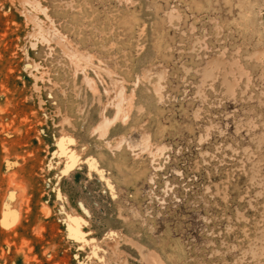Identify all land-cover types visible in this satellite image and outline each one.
<instances>
[{"label": "rangeland", "instance_id": "rangeland-1", "mask_svg": "<svg viewBox=\"0 0 264 264\" xmlns=\"http://www.w3.org/2000/svg\"><path fill=\"white\" fill-rule=\"evenodd\" d=\"M31 1L0 0V264H264V0Z\"/></svg>", "mask_w": 264, "mask_h": 264}, {"label": "bare ground", "instance_id": "bare-ground-1", "mask_svg": "<svg viewBox=\"0 0 264 264\" xmlns=\"http://www.w3.org/2000/svg\"><path fill=\"white\" fill-rule=\"evenodd\" d=\"M24 2H25V0H24ZM26 4V3H25ZM30 4L31 5H33L34 7H35V9H36V7H39V4H38V2L36 1V0H32L31 2H30ZM34 17V16H33ZM32 19V18H31ZM34 19V18H33ZM51 33V32H50ZM75 60H76V62H79V61H81L82 59H81V57L80 56H78V57H75ZM74 61V60H73ZM38 78V77H37ZM36 78V79H37ZM120 92V91H119ZM126 99V103H127V107H130V97L128 96V97H123V95L120 93L117 97H116V115H115V118H114V121L118 118V116L119 115H123V118L125 119L127 116H126V112L123 110V108H122V102H123V100H125ZM124 105V104H123ZM122 115H121V117H122ZM120 118V117H119ZM111 120H113V119H111ZM111 123H113V122H111ZM108 126H109V122L106 120V118H103V120L101 121V122H99V125H98V128H97V130H99V134L101 135V136H103L104 134H106L107 133V131H108ZM59 147L61 148V150H64V143L63 142H60L59 143ZM70 158V157H69ZM16 217H14V215L12 214V212L11 211H5L4 213H3V219H2V223H3V226H6V227H8V228H10L15 222H16ZM77 219H75V218H73L72 220H71V222H72V225L71 226H68V230H69V233H70V235H73V236H78V235H80V226H79V224L77 225L76 223H75V221H76ZM78 229V230H77ZM142 253V252H141ZM147 261H150V262H152V264H160L159 263V261H158V259H157V257H153V256H151L149 259H146ZM149 262V263H150Z\"/></svg>", "mask_w": 264, "mask_h": 264}, {"label": "snow or ice", "instance_id": "snow-or-ice-1", "mask_svg": "<svg viewBox=\"0 0 264 264\" xmlns=\"http://www.w3.org/2000/svg\"><path fill=\"white\" fill-rule=\"evenodd\" d=\"M75 223L78 225V224L80 223V221H79V220H76ZM77 230H78V229H77Z\"/></svg>", "mask_w": 264, "mask_h": 264}]
</instances>
